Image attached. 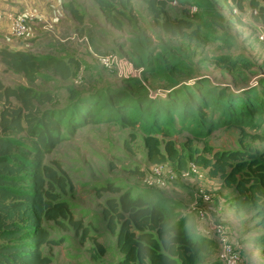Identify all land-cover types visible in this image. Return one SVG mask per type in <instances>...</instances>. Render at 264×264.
<instances>
[{"label":"rangeland","instance_id":"1","mask_svg":"<svg viewBox=\"0 0 264 264\" xmlns=\"http://www.w3.org/2000/svg\"><path fill=\"white\" fill-rule=\"evenodd\" d=\"M197 2L192 1L190 12L197 15L193 20L198 38L172 36L162 31L153 23L151 13L140 0L133 1L130 13L137 21V30L126 22L122 29H116L106 22L92 0H75L82 21L67 11L63 29L57 36L42 31L28 40L29 52L34 54L72 56L79 60L82 67L74 78L60 80L44 73L37 81L28 82L21 73L7 70L0 62V79L4 84L29 85L37 90L54 89L57 102L53 106L67 102L65 85L74 86L82 97L105 98L108 92L119 90L125 93V101L138 98L146 99L145 103L153 101L150 111L144 113L143 120L135 126L89 124L73 135L65 136L46 156V163H58V170L70 181L59 199L68 204L72 217L79 219L88 234L104 248L100 253L92 241L81 231H76L67 219L46 221L43 227L54 242L43 246L42 251L51 257V264H115L122 257L116 246V237L106 227L102 215L106 199L117 198L120 193L102 190L106 185H116L121 191H128L132 196L140 195L149 202L160 198L165 200L170 212L175 214L174 220L187 217L185 228L197 235L204 233L212 237L213 230L220 225L222 233L219 235L232 243L239 264H264V254L255 243V236L264 233V227L255 228L251 209L239 213L231 208L230 199L235 194L232 189H224L221 180L210 179L205 169L194 166L189 160L186 169L181 170L170 162L153 164L146 157L145 131L158 106L170 101V93L185 92L187 87H192L188 83L198 77H206L205 87L214 93L226 89L225 94L240 97L242 92H237L240 87L251 86L257 91L264 85L261 83L264 79V43L258 39L264 31V24L255 18L257 13L250 7L249 0H242V7L232 0H202L199 5ZM261 2L264 4L263 0ZM170 13L174 17L184 16L175 3L170 6ZM77 38L83 39L78 41ZM2 40L6 39L0 31V44H3ZM134 46H141L150 53V60H158L148 67L163 65V68L151 73L147 67L135 65L127 55ZM164 50L186 70H172L158 59ZM108 52L122 62L127 61L128 65L121 67L130 70L131 74H138L142 67L139 76L125 77L117 67L101 65L98 56ZM219 54L249 61L250 68L240 65V70H236L240 72L239 77L246 80H235L234 75L216 67L212 61ZM186 71L192 74L190 79L185 78ZM170 77L179 82L170 83ZM205 110L204 119L195 118L194 122L188 119L185 123L176 115L163 112L168 116L166 122L170 127L169 135L164 138H171L185 155L192 148L201 150L205 144L212 151L241 149L242 143L250 145L257 153L264 151V142L258 138L264 136V115L256 114L238 127L233 124V118L228 119L214 111L211 105ZM210 123H216V126L208 128ZM158 135L162 138L161 134ZM202 191L208 193L206 201L201 198ZM216 244L222 253L223 241L220 246L217 241Z\"/></svg>","mask_w":264,"mask_h":264},{"label":"trees","instance_id":"2","mask_svg":"<svg viewBox=\"0 0 264 264\" xmlns=\"http://www.w3.org/2000/svg\"><path fill=\"white\" fill-rule=\"evenodd\" d=\"M92 1L114 28L120 30L126 22L134 30L138 29L136 19L130 15L135 0ZM140 1L162 31L172 36L198 38L193 20L197 15L190 12L194 0ZM197 1L198 5L202 2ZM232 1L242 7V0ZM174 3L183 17L170 13ZM249 5L256 10L255 18L264 23L261 0H249ZM64 6L76 20L82 21L75 0L65 1ZM127 55L135 65L147 67L151 73L163 68V65L148 67L158 60H150L152 55L141 46H134ZM158 57L172 70H186L181 62H174L175 58L166 50ZM0 62L7 70L21 73L28 82L37 81L44 73L60 80L72 79L82 67L72 56L37 55L7 48H0ZM212 63L234 75L235 80H246L236 72L240 65L251 66L249 61H238L227 54L214 56ZM185 74V78H191L190 72ZM169 80L170 83L179 82L173 77ZM206 81V77L193 79L188 83L192 87H187L185 92L170 93V101L158 106L143 139L147 160L153 164L170 162L181 170L186 169L189 160L194 166L205 169L210 179H219L225 187L234 188L236 195L230 199V204L236 211L251 209L255 228L264 227V151L257 153L246 143L241 144V149L212 151L205 144L201 150L192 148L185 155L171 138H164L169 135L170 127L166 122L168 116L163 112L176 115L183 123L188 119L194 122L195 118L204 119L205 109L211 105L214 111L233 118V124L238 127L256 114L264 115V85L257 91L251 86L240 87L237 90L242 92L240 97L225 94L226 89L214 93L206 89ZM261 83L264 84V79ZM64 90L67 102L53 106L57 102L54 89L11 86L0 79V264H51V257L43 253L42 247L54 241L43 224L60 222V219H67L100 253L104 252L103 246L88 234L82 222L72 217L68 204L59 199L70 181L58 170V163H46L45 158L65 136L89 124L135 126L143 120L144 113L150 111L153 101L145 103L143 98L125 101V93L119 90L108 92L105 98L82 97V93L70 85H65ZM215 126L216 123H210L208 128ZM258 138L264 142V136ZM102 190L120 193L117 198H107L102 210L106 227L115 235L116 246L122 254L115 264H224L215 239L187 230L184 226L187 217L174 220L175 214L170 212L165 200L149 202L140 195L121 191L116 185H106ZM255 239L264 254V233H259Z\"/></svg>","mask_w":264,"mask_h":264},{"label":"crops","instance_id":"3","mask_svg":"<svg viewBox=\"0 0 264 264\" xmlns=\"http://www.w3.org/2000/svg\"><path fill=\"white\" fill-rule=\"evenodd\" d=\"M64 2V0H0V13H2L3 15L0 18V31L3 32L4 37L6 39L4 41L2 40L3 44H0V46L10 50L31 51L28 49V40L39 35V33H42V31H44V33L57 36L60 30L63 29V23L66 17L65 14L68 11L67 8L64 6ZM24 6L30 7L31 9H33L34 7L36 11H40L42 14L48 17L51 20L53 28L50 31H47L42 27L41 24L34 23L31 24L29 31L24 38H14L10 33V20L7 16V13L17 12ZM80 39L83 38H77L78 41H80ZM219 182L224 187V189H232L235 192L234 195H236V191L234 190V188H227L223 185L222 181ZM230 206L234 209L232 205ZM243 212L244 211L239 213Z\"/></svg>","mask_w":264,"mask_h":264},{"label":"built area","instance_id":"4","mask_svg":"<svg viewBox=\"0 0 264 264\" xmlns=\"http://www.w3.org/2000/svg\"><path fill=\"white\" fill-rule=\"evenodd\" d=\"M236 12V10H234ZM256 10H254V13ZM2 13H0V18L2 17ZM7 16L10 20V33L14 38L21 39L26 36V34L29 31V28L31 24L39 23L42 25V27L50 31L53 28V25L51 23V20L46 17L44 14H42L40 11H36L31 9L30 7L24 6L17 12H8ZM258 39L264 43V31H262L258 35ZM102 56H98L99 63L103 66H115L117 67L121 72L124 73L125 77L134 76L137 77L141 73V69L138 74H131L130 70H123L121 66H127V61H120L116 55H114L111 52H108L106 54H101ZM131 68V67H130ZM159 184L163 183V181H158ZM201 198L203 200L208 199V193L202 191ZM214 235L212 236L216 241L220 243L223 241L222 244V253L219 250V256L223 259L224 264H238L239 258L236 255L232 243L225 237L220 236L219 233H222L221 226H216V229L213 230Z\"/></svg>","mask_w":264,"mask_h":264}]
</instances>
